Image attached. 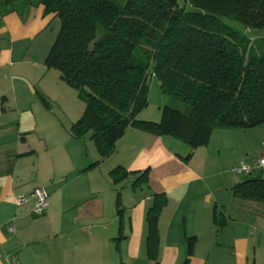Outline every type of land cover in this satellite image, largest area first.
Returning <instances> with one entry per match:
<instances>
[{"label": "crops", "instance_id": "crops-1", "mask_svg": "<svg viewBox=\"0 0 264 264\" xmlns=\"http://www.w3.org/2000/svg\"><path fill=\"white\" fill-rule=\"evenodd\" d=\"M54 20L42 6L0 8V264H264V204L234 196L248 177L232 171L264 156V125L216 129L196 150L130 128L102 159L89 137L71 133L85 102L45 65ZM153 89L159 115L145 121L159 123L163 92L159 82ZM151 103L152 90L139 120ZM118 167L136 174L116 185ZM145 171L148 182L134 186ZM38 188L50 196L40 217L32 214ZM156 194L167 203L151 259L147 215Z\"/></svg>", "mask_w": 264, "mask_h": 264}, {"label": "trees", "instance_id": "trees-1", "mask_svg": "<svg viewBox=\"0 0 264 264\" xmlns=\"http://www.w3.org/2000/svg\"><path fill=\"white\" fill-rule=\"evenodd\" d=\"M13 2L42 6L45 17L59 20L45 65L85 102L71 133L89 137L102 159L130 128L196 150L208 146L216 129L264 125V38L248 36L264 30V0H3V13L17 10ZM153 76L164 96L189 105L188 113L164 106L159 123L138 119L149 106ZM132 174L118 167L111 177L117 185ZM260 174L247 176L234 196L264 204ZM148 175L143 172L134 186L147 183ZM166 203L156 194L147 215L151 259L157 257L158 219ZM194 244L189 241L190 256Z\"/></svg>", "mask_w": 264, "mask_h": 264}, {"label": "rangeland", "instance_id": "rangeland-1", "mask_svg": "<svg viewBox=\"0 0 264 264\" xmlns=\"http://www.w3.org/2000/svg\"><path fill=\"white\" fill-rule=\"evenodd\" d=\"M25 1V0H23ZM181 5L184 4V0H180ZM12 6H15V8L17 9V11H19V9H21L23 6L21 3L19 2H13ZM11 6V7H12ZM10 7V6H9ZM233 26H235L236 28H238L239 30H243V27L240 24L234 23ZM60 28V22L59 20H54L52 21L49 26H48V32H56V37L55 40L57 38V34H58V30ZM248 36L252 39V40H260L264 38V30H259L257 32H252V33H248ZM152 83V84H151ZM157 84L158 81L153 80L150 82V90H152V103L150 106H152L151 108H149L148 110H146L142 116L140 117L142 121H145L146 119L150 118L152 115H154L153 113H156L159 115V113L157 112V110L155 109L157 107V104L159 103L160 99H161V94H160V90L158 92V96H156V91L153 89V84ZM160 84V83H159ZM163 95V93H162ZM163 99H164V106H168L171 108H174L177 110H180L183 113H188L189 112V105L180 101H176L174 100L172 97L169 96H164L163 95ZM148 108V107H147ZM162 115V112H161ZM150 116V117H149Z\"/></svg>", "mask_w": 264, "mask_h": 264}, {"label": "built area", "instance_id": "built-area-1", "mask_svg": "<svg viewBox=\"0 0 264 264\" xmlns=\"http://www.w3.org/2000/svg\"><path fill=\"white\" fill-rule=\"evenodd\" d=\"M263 169H264V156L259 158L258 161L256 162V165L254 166L241 162L237 166H235L232 169V171L233 173L237 175L249 176L253 174L254 172H257ZM34 198H35V201H34L32 214L37 217L45 215L50 206V203H49L50 196L48 192L44 188H38L34 192ZM23 202L24 201L21 200L20 205Z\"/></svg>", "mask_w": 264, "mask_h": 264}]
</instances>
